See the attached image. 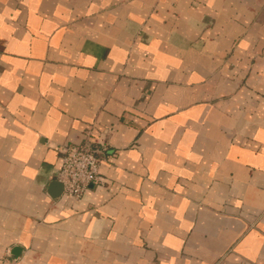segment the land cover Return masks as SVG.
Instances as JSON below:
<instances>
[{
	"label": "crops",
	"instance_id": "obj_1",
	"mask_svg": "<svg viewBox=\"0 0 264 264\" xmlns=\"http://www.w3.org/2000/svg\"><path fill=\"white\" fill-rule=\"evenodd\" d=\"M0 264H264V0H0Z\"/></svg>",
	"mask_w": 264,
	"mask_h": 264
},
{
	"label": "built area",
	"instance_id": "obj_2",
	"mask_svg": "<svg viewBox=\"0 0 264 264\" xmlns=\"http://www.w3.org/2000/svg\"><path fill=\"white\" fill-rule=\"evenodd\" d=\"M59 151L62 155V165L57 174V181L62 184L67 196L79 199L89 187L104 185L99 164L107 154L106 143L64 145Z\"/></svg>",
	"mask_w": 264,
	"mask_h": 264
},
{
	"label": "water",
	"instance_id": "obj_3",
	"mask_svg": "<svg viewBox=\"0 0 264 264\" xmlns=\"http://www.w3.org/2000/svg\"><path fill=\"white\" fill-rule=\"evenodd\" d=\"M60 183V182H59ZM61 184V183H60ZM61 186H62V184H61ZM63 187V186H62Z\"/></svg>",
	"mask_w": 264,
	"mask_h": 264
}]
</instances>
